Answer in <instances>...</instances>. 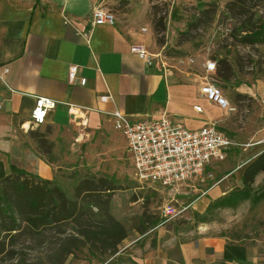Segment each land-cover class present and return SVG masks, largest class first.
<instances>
[{
	"label": "crops",
	"instance_id": "obj_1",
	"mask_svg": "<svg viewBox=\"0 0 264 264\" xmlns=\"http://www.w3.org/2000/svg\"><path fill=\"white\" fill-rule=\"evenodd\" d=\"M99 2L0 0V73L8 69L0 80V163L6 174L12 165L52 180L51 165L34 155L35 144L28 134L43 128L75 129V124L113 133L115 112L133 121L166 116L172 124L191 131L216 124L226 134L218 123H223L228 112L199 93L206 78L202 66L201 76L187 70L166 71L151 58L148 63L130 51L134 46L147 50L152 45L149 0L102 3L114 15V26L92 24L90 6ZM70 66L78 68L73 83L68 82ZM37 98L56 103L38 126L31 119ZM234 148L208 168L226 162ZM242 148L246 149L240 163L227 173L229 177H222L195 204L184 208L180 215L184 222L177 223V217L168 226H158L152 231L154 241H145L142 248L131 252L130 261L120 264H264V199L253 203L251 196L236 207L209 209L233 189L242 188L244 168L264 150V128ZM232 175L235 179L230 184ZM263 186L264 173H260L253 192ZM193 209L206 215L207 221L194 225L189 215Z\"/></svg>",
	"mask_w": 264,
	"mask_h": 264
},
{
	"label": "rangeland",
	"instance_id": "obj_2",
	"mask_svg": "<svg viewBox=\"0 0 264 264\" xmlns=\"http://www.w3.org/2000/svg\"><path fill=\"white\" fill-rule=\"evenodd\" d=\"M230 1L149 0L148 30L152 45L146 51L162 70L172 72L187 70L201 76L202 64L214 62L216 71L209 75V81L221 90L234 108L218 126L243 146L235 147L223 164L210 166L204 180L182 185L183 191H166L136 180L131 157L124 149V137L115 128L113 133H100L75 124V129L31 131L28 135L35 144L34 155L50 164L54 172L50 183L43 185L41 181L44 179L37 172L26 171L35 185L51 190L57 187L69 200L75 199L76 188L84 181L96 185L105 183L112 190L108 204L102 203L105 201L103 197L99 208L84 205L82 212L90 216L80 219L78 213L69 223L47 228L43 238L24 241L18 248L17 259L9 261L4 258L0 264H19L20 260H24V264H120L124 260L130 261L129 255L134 249L142 248L145 241L148 244L154 241L152 231L161 226L162 208L171 205L180 210L176 222H184L185 219L180 217L184 208L195 204L202 192L222 177L224 180L229 177L227 173L240 163V154L246 149L242 147L264 128V44L241 43L245 18L227 13L226 5ZM255 4L253 22L261 24L264 22V2ZM246 6L251 5L246 3ZM227 67L231 75L222 81L217 74L219 71L224 73ZM38 137L45 138L47 145L40 146ZM233 179L234 175L228 178V182L232 184ZM209 209L214 211L216 207L210 204ZM189 215L194 225L207 221L206 215H200L195 209L190 210ZM108 218L117 222L126 235L114 255H111L113 240L98 242L93 238L70 255L54 253L61 248L51 243L58 242L59 238L74 236L86 241L82 232L88 235L107 230L112 232V227L102 225ZM127 244L131 249L124 248Z\"/></svg>",
	"mask_w": 264,
	"mask_h": 264
},
{
	"label": "trees",
	"instance_id": "obj_3",
	"mask_svg": "<svg viewBox=\"0 0 264 264\" xmlns=\"http://www.w3.org/2000/svg\"><path fill=\"white\" fill-rule=\"evenodd\" d=\"M259 2L264 0H232L226 5L228 14L245 18L242 22V32L245 34L240 37L242 44H264V22L254 23L252 15L255 3ZM246 3L251 6L248 8ZM225 72L219 71L217 74L222 81L227 80L231 75L230 68L227 67ZM37 140L40 146L47 145L45 138L38 137ZM260 173H264V150L244 168L242 188L233 189L228 195L214 202L213 206L236 207L240 201L251 196L253 203L263 200L264 186L261 191L253 192L252 189L255 178ZM30 177L28 172L12 165L9 167V174H6L0 163V185H2L0 187V260L17 259L18 248L24 241L43 238L45 230L49 227L69 223L78 213L80 219L83 216H90L82 212L84 205L99 208L103 197L105 201L102 203L108 204L112 190L105 183L96 185L91 181H84L76 188L75 199L69 200L59 188L55 187L51 190L45 186L35 185ZM41 183L44 185L50 182L42 180ZM108 219L102 222V225L112 227V232L107 230L91 235L82 232V235L86 236V241L74 236L59 238L58 242L51 243L52 246L61 248L54 253L58 256L70 255L73 250L85 246L87 241L93 238L98 242L113 240L111 255H114L118 251L117 246L126 238V235L117 222ZM19 264H24V260H20Z\"/></svg>",
	"mask_w": 264,
	"mask_h": 264
},
{
	"label": "built area",
	"instance_id": "obj_4",
	"mask_svg": "<svg viewBox=\"0 0 264 264\" xmlns=\"http://www.w3.org/2000/svg\"><path fill=\"white\" fill-rule=\"evenodd\" d=\"M106 1L108 0H100L98 4L90 6L93 25L114 26L116 21L114 15L102 6ZM145 31L142 29V32ZM130 51L149 63L147 60L150 56L142 46H134ZM202 69L206 78L199 88L201 97L221 110L233 112L234 108L224 98L221 90L209 81V75L216 71L215 63L205 61ZM77 72L76 66L69 67V83L76 80ZM7 73L8 69L3 68L0 80H3L2 77ZM84 82L85 80L81 79L80 83ZM55 105L56 103L50 99L37 98L31 115L32 122L37 126L44 124L48 110L53 109ZM195 110L201 112L200 107H196ZM112 117L115 119L114 128L125 139L126 152L131 157L136 180L141 184L155 185L166 191L178 190L189 182L204 180L207 168L213 160H224L227 150L240 146L219 131L216 124L191 131L181 125L172 124L166 116L155 120L133 121L115 112ZM208 177L211 178V175ZM180 213V210L171 205L165 206L161 210L163 219L161 225L176 219Z\"/></svg>",
	"mask_w": 264,
	"mask_h": 264
}]
</instances>
